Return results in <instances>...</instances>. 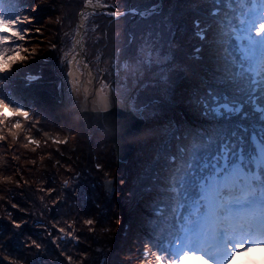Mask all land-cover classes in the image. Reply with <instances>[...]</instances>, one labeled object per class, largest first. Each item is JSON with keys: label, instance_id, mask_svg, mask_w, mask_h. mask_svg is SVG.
Masks as SVG:
<instances>
[{"label": "snow or ice", "instance_id": "obj_1", "mask_svg": "<svg viewBox=\"0 0 264 264\" xmlns=\"http://www.w3.org/2000/svg\"><path fill=\"white\" fill-rule=\"evenodd\" d=\"M79 2L83 8L76 14L81 20L76 31L81 33V37L69 49L71 58L69 55L62 56L58 64L63 77L60 81L62 92L72 103L79 101L81 96L87 103L96 93L94 88L84 87L86 83L94 85L95 80H84L83 68L89 65L85 61L81 66L79 59L84 55L83 38L88 35L89 23L93 24L92 31L95 32L99 30L95 19L100 16L111 19L131 16L141 21L161 17L156 27L147 26L139 41L134 34L130 37L129 45L137 47L133 53L124 54L122 64L118 57L123 53H117V59L111 61L115 75H119L118 69L124 71V81L115 87V81L105 83L101 80L98 90L110 101V108L119 98L122 110L131 112L138 119L154 117L160 100L141 101L140 91L157 84L163 85L164 98L167 99L172 88L170 76L166 73L174 58L176 26L171 11L164 15V0H156L144 9L132 7L123 11L114 0ZM43 3L44 0H0V89L6 84L11 87L7 74L17 66L26 69L29 59L37 55V48L29 49L26 45L33 37L41 38L44 34V29L36 26L39 24L37 13ZM202 4L212 7L204 14L203 22L199 18L192 21L193 36L201 44L193 48L190 59L203 60L201 52L203 44L207 43L211 67L203 68L204 74L199 77L200 87L192 91L187 101L200 123L183 126L171 121L162 130L169 148V141L177 142L175 154L166 157L165 186L158 189L166 193L164 199L169 215L165 228L159 234L153 232L142 249L137 248V259L141 260V264H151L146 262L149 255L154 257L155 264H226L238 253L264 245V215H249L245 211L264 200V0H188V10L196 12ZM62 19L57 17V23L60 24ZM56 47L54 43L51 45L53 49ZM153 67L161 70L157 83H143L144 72ZM76 72L80 73L79 77ZM129 78L132 88L127 86ZM18 79L24 87H31L42 80L43 75L25 72ZM24 122H30L32 128L40 130L38 118L0 96V141L10 137L13 144L8 147L12 148L25 130ZM28 132L24 136L26 143L23 147L27 149L31 145L34 152L41 141L30 134L31 129ZM43 135L45 143L48 140L56 145L68 142L67 136L60 138L49 132ZM159 158L157 155L156 159ZM13 159L18 157L13 156ZM29 163L34 164L35 161ZM95 167L98 171L103 170V165L99 163ZM16 171L19 173V169ZM12 180V176H0V181ZM15 183L19 187L20 180ZM115 183L114 178L105 179L106 188H112L113 193ZM124 183L125 180L121 179L120 185ZM64 184L68 186L69 181H64ZM47 191L51 193L54 189ZM144 191H152L151 186L145 187ZM128 197L131 199V191ZM12 207L18 208L19 205L12 204ZM156 214L163 216L164 208ZM7 219L14 234L27 224L26 220L14 219L12 213ZM36 223L40 224L39 221ZM66 223L67 228L59 227L58 223L52 225L59 236H53L51 230L42 226L57 248L61 247L59 241L81 242L71 230L75 222ZM114 223L119 225L120 220L115 219ZM151 223L155 228V222ZM82 224L89 233L95 234L100 222L95 217L86 216ZM102 231L106 234L111 229L103 227ZM3 235L0 230V238ZM23 246L35 249L37 256L45 250L44 244L31 236L27 237ZM5 248L6 242L0 239V250ZM95 251L102 254L99 264H108L104 249L97 248ZM60 256L67 264H73V255L61 250ZM79 256L80 264L89 259L87 252H81ZM2 261L24 264L23 260L11 255H4Z\"/></svg>", "mask_w": 264, "mask_h": 264}, {"label": "trees", "instance_id": "obj_2", "mask_svg": "<svg viewBox=\"0 0 264 264\" xmlns=\"http://www.w3.org/2000/svg\"><path fill=\"white\" fill-rule=\"evenodd\" d=\"M114 2L122 11L132 7L144 9L155 3L154 0H114ZM164 5V15H168L171 11L172 21L176 26L173 69L168 74L172 88L167 99L164 98L162 85L140 91L141 101L160 100L157 114L145 119L133 152L123 166V172L117 170L119 181L124 179L125 183L123 186H115L114 193L108 197L102 190L101 184L97 185L96 180L112 178L115 175V154L112 144L100 135L87 137L64 110L58 94L60 77L57 67L61 47L63 48V38L61 39L60 36L65 30L73 36L76 14L83 5L79 0H62V2L44 0L43 6L37 13L39 24L36 25L44 29V34L37 40L38 42H32V46L27 47L29 49L37 48L34 45L49 47L44 51H40L42 48H37V55L34 59H29L26 69L17 66L12 73L7 74L10 77L11 87L6 84L0 89V96H3L7 102L27 109L38 118L40 129L37 131L32 128L30 122H24L25 130L21 132L12 148L8 147L13 144L10 137L6 141H0V176L13 177L11 182L0 181V196L3 198L0 200V230L4 233L0 239L6 242V248L0 250V264H7L6 261H2L4 255L18 257L24 261V264H67L65 258L60 256L61 250L73 255V264H80L81 252L89 254V259L84 261V264H99L102 254L97 253L95 248L112 245L114 236L115 245L107 258L108 264H141L137 259V248L142 249L143 243L147 242V238L153 232L159 234L160 230L165 228L169 215L167 201L164 199L166 193L158 189L165 186L166 157L175 154L177 142L169 141L171 145L169 148L165 144L166 137L162 135V130L171 121L183 126H195L200 123L187 101L192 91L200 87L199 77L204 74L203 68H210L211 63L207 43L203 44V52H201L203 60L190 59L193 48L201 44V41L193 36L192 21L199 18L203 22L204 14L212 6L202 4L198 11L193 12L188 10V0H164ZM54 17H63L62 22L60 24L54 22ZM161 19V17H153L151 21H141L138 17L131 16L118 19L97 17L95 23L99 26L100 38L96 40L94 47L99 50V61L110 60L116 55L117 50L119 53L126 51L129 53L130 48L135 46V44L129 45L130 37L134 34L139 41L140 35L146 31L147 26L156 27ZM49 20L52 22L50 23ZM51 27L54 29L52 35ZM209 34L211 35V30ZM53 43L57 46L55 49L51 48ZM121 56L125 57L122 54ZM25 72L42 73L43 79L33 83L31 87H24L18 77H22ZM97 75L99 76L98 73ZM104 76H112V74L109 72ZM17 84L20 86L17 87ZM28 129H31L30 134L35 139L41 141L40 147L34 152L31 150L33 147L31 145L27 149L23 147L26 143L24 136L29 134ZM44 132H49L52 136L59 135L60 138L67 136L68 142L65 145L53 144L51 140L45 143ZM157 155L160 156L159 159H156ZM13 156L18 159H13ZM41 157L44 159L42 160ZM95 163L103 165V170L98 171ZM87 168H90V174L84 171ZM139 170L144 174L138 180L135 178V173ZM77 173L80 176L79 187L69 183L67 190L63 191L61 189L63 181ZM17 180H20L19 187L15 183ZM147 186H151L152 191H144ZM49 188L54 191L49 193L47 191ZM74 188L78 196L72 192ZM129 191L132 192L131 199L128 197ZM119 192L122 193L119 194L120 204L117 203L115 206L114 195H118ZM41 196L50 206L47 217L52 225L58 223L59 227L67 228V221L75 222L74 230L81 241L79 244L72 245L71 242H67L58 250L56 245L48 243L51 238L47 236L44 228L38 230L30 226L33 222L32 217L38 215L36 211L39 213ZM54 201L59 202L54 204ZM12 204H17L19 207L13 208ZM41 208L42 213L47 210V207ZM161 208H164L163 216L156 214ZM9 213H12L16 220L27 221V224L15 234V238L11 237L14 233L7 219ZM86 216L95 217L100 222L95 234L89 233L82 224ZM115 219L120 220L119 225L114 223ZM153 221L155 228L151 223ZM103 227H108L111 231L105 234L102 231ZM52 233L55 236V228L52 229ZM28 236L44 244L45 250H42L39 256L35 255V249L24 248L23 244ZM150 258L154 261V257L150 255ZM135 260L138 262H134ZM146 262H148L147 258Z\"/></svg>", "mask_w": 264, "mask_h": 264}, {"label": "rangeland", "instance_id": "obj_3", "mask_svg": "<svg viewBox=\"0 0 264 264\" xmlns=\"http://www.w3.org/2000/svg\"><path fill=\"white\" fill-rule=\"evenodd\" d=\"M154 2H156V0H154ZM82 8H83V6H82ZM81 8V9H82ZM164 9H165V5H164ZM79 13V12H78ZM79 19V17L77 16V19H76V22H77V20ZM50 21V20H49ZM57 21V18L56 17H54V22H56ZM52 22V20L50 21V23ZM87 27H88V29H89V32H88V35L87 36H85L83 39H84V62L85 61H87V63H88V65H89V67H90V69L93 71V73H95V84H97L98 86H99V88H100V81L101 80H103L105 83H111L112 81H115V84L113 85V86H115V87H118L123 81H124V77H125V73H124V71L122 70V69H118V71H119V75H115L114 74V72H113V66H112V64H111V61H113L114 59H117V53H119L118 52V50L116 51V55L115 56H112L111 57V59L110 60H105L104 62H100L99 61V55H100V53H99V50H96V48L94 47V45L96 44V40L98 39V38H100V36H99V31H95V32H93L92 31V28H93V24L92 23H89L88 25H87ZM54 29H53V27H51L50 28V34H51V32L53 31ZM76 32V25H75V31H74V33ZM53 34V33H52ZM51 34V35H52ZM47 36V35H46ZM48 37V36H47ZM60 38L62 39V45H63V48L61 47V54H60V57H59V59H58V64H59V61H60V59H61V57L62 56H65V55H69V58L71 57L70 56V54H69V49L73 46V36L72 35H70L69 33H68V31L67 30H65V31H63V33H61V36H60ZM34 39V40H33ZM39 39H41V38H32L31 39V41L26 45V47L28 46V47H30V46H32V42H35V41H37V40H39ZM38 42V41H37ZM34 47H37V48H42V50H40V51H44V50H47L48 49V45H46V46H44L43 47V45H34ZM136 47H137V45H135V46H133L132 48H130V52L129 53H127V51L125 52V53H123L122 55L123 56H125L124 54H131V53H133L135 50H136ZM63 49V50H62ZM119 58V62L122 64L123 63V61H124V59H125V57H122L121 55L118 57ZM42 61V60H41ZM173 62H174V60H172V62L168 65V72L166 73L167 75L169 74V72H170V70H172L173 69ZM81 66H82V64H81ZM57 70H58V75H59V77H60V79L62 80V72H61V70H60V68L59 67H57ZM161 70L159 69V68H156V67H153L151 70H146L145 72H144V75H143V83H152V84H155V83H157V76H158V73L160 72ZM83 72H84V74H86V71L85 70H83ZM109 72H111V74H112V76H104V75H106V73H109ZM97 73L99 74V76L97 75ZM157 85H159V84H157ZM127 86L129 87V88H132V81H131V78H129L128 79V81H127ZM163 86V85H162ZM59 91V90H58ZM63 97H64V99L70 104V105H72L73 107H76V108H80V107H82L83 106V100H82V98H80V100L79 101H77V102H75V103H72L69 99H68V97H67V95H66V93L65 92H63ZM117 100H119V98H116ZM110 144H111V142H110ZM97 163H95V165H96ZM114 166H116V164H114ZM96 168V167H95ZM89 169L90 168H87V169H85L84 171L86 172V173H88L89 172ZM97 169V168H96ZM115 177L113 176L112 178H114L115 179V181H116V184L114 185V187L116 186H120V181H119V178H118V174H117V169H116V167H115ZM91 172H89L88 174H90ZM77 175H78V179H76V177H77ZM112 178H106V179H112ZM80 179V176H79V173H77V174H74L71 178H69V179H67V181H69V183H73L75 186L77 185L78 187H79V180ZM64 181H66V180H64ZM64 181H63V183H62V190L63 191H65V189L67 190V188L69 187V184H68V186H65V184H64ZM104 182H105V179H100L99 178V180H96V183H97V185H100L101 184V188H102V190L104 191V192H106L107 193V196L108 197H111L112 195H111V193H113V192H110L109 190H106L105 189V187H104ZM95 183V182H94ZM71 185V187L73 188L74 187V185ZM72 192H74V195H75V193H77V190H75V188L72 190ZM119 194H122L121 192H119L118 193V195H114V203H115V206H117V203H119L120 204V201H118L119 200V197H120V195ZM76 196V195H75ZM74 196V197H75ZM3 198L0 196V200H2ZM40 200H42V202H41V207L43 206V207H47V210H44V212L42 213V208L40 207V209H39V213H37V211H36V214H38V215H34V217H32V225H30V226H34L35 228H39V229H42V228H44V227H42V226H46L49 230H51V232H52V224L50 223V221H49V218L47 217L48 216V213H49V210H50V206H49V204H48V202L46 201V200H43V198H42V196L40 197ZM76 202H74V204H75ZM114 206V205H113ZM1 216V215H0ZM37 221H39L40 222V224H37L36 222ZM38 229V230H39ZM56 230V229H55ZM71 230H74V228L73 229H71ZM75 231V230H74ZM117 231H118V229L116 230V233H117ZM45 233H46V231H45ZM75 233H76V231H75ZM22 234H24V235H26L27 236V234H25V233H22ZM47 234V233H46ZM53 234V233H52ZM60 234L56 231V234H55V236H59ZM11 237H13V238H15L16 237V235L15 234H12L11 235ZM115 240H116V237L114 236V238H113V244L112 245H109V246H107V247H104V248H102V249H104V251H106V254H108L107 255V258L109 257V255H110V253L112 252V250H113V248H114V245H115ZM67 242H71V244L72 245H77V243L75 242V241H72V240H68V241H59V243H60V245H63V244H65V243H67ZM48 243L50 244V245H52L53 243L51 242V239L50 240H48ZM141 244V243H140ZM57 248V247H56ZM97 248V247H96ZM95 248V249H96ZM98 248H100L99 246H98ZM252 248H261V249H264V245H258V246H256V247H252ZM58 250H60V248H57ZM110 250V251H109ZM140 260V259H139ZM141 261V260H140ZM147 261L148 262H151V264H155V261H153L151 258H150V255L147 257ZM134 262H138L137 260H135Z\"/></svg>", "mask_w": 264, "mask_h": 264}, {"label": "water", "instance_id": "obj_4", "mask_svg": "<svg viewBox=\"0 0 264 264\" xmlns=\"http://www.w3.org/2000/svg\"><path fill=\"white\" fill-rule=\"evenodd\" d=\"M77 24H80L79 19L76 26ZM80 37L81 33L79 32ZM87 68L90 69V67ZM88 69L85 68L87 74L89 73ZM93 79H95V76ZM60 81L58 94L67 114L75 120L87 137L100 135L109 140L114 150L116 166L119 167L125 164L133 152L136 139L145 123V119H138L131 112L122 110L121 106L117 104L118 100L112 104L111 108L108 105L73 107L64 99ZM95 86L99 90V86L97 84ZM100 96L103 97V94ZM106 110L108 111L106 112ZM104 187L112 192V188H106L105 182Z\"/></svg>", "mask_w": 264, "mask_h": 264}, {"label": "bare ground", "instance_id": "obj_5", "mask_svg": "<svg viewBox=\"0 0 264 264\" xmlns=\"http://www.w3.org/2000/svg\"><path fill=\"white\" fill-rule=\"evenodd\" d=\"M79 22L81 23V20L80 19H79ZM77 38H79V32L76 31L75 34H73V45H74L75 40ZM77 51H79V49H77ZM79 59H80L81 64L83 66V63H84V55H82ZM86 69H88V68H86ZM83 70H85V68H83ZM88 71H89V73L88 74L87 73L84 74V77H83L85 81L94 78V75H92V71L90 69H88ZM75 75L77 77H79L80 76V73L79 72H76ZM84 87L94 88L96 90V93H94L92 95V97L87 101V103H85L83 96H81V98L83 100V105L84 106L85 105L86 106H100V105H106V106L108 105L109 106L110 101L108 99H105L104 96L103 97L100 96L101 94L98 93V89L95 86V84L94 85H88L86 83L84 85ZM116 102H117V99H116V101L114 100V103H116ZM101 103H103V104H101ZM117 104H119V103L117 102ZM123 166H124V164L121 165V166H119V167H117V166H115V167H116V169L118 171H120L122 173L123 172ZM118 171H117V173H118ZM142 174H144V172H142V170L137 171V173H135V178L138 179V180L141 179V175ZM131 176L134 177V175H131ZM261 253H264V249H261V248H251V249H249L246 252L238 253L235 257H233L231 259L230 262H226V264H238L239 261H243V260H245L246 258H249V257H255L256 259H259Z\"/></svg>", "mask_w": 264, "mask_h": 264}, {"label": "clouds", "instance_id": "obj_6", "mask_svg": "<svg viewBox=\"0 0 264 264\" xmlns=\"http://www.w3.org/2000/svg\"><path fill=\"white\" fill-rule=\"evenodd\" d=\"M238 264H264V253H261L259 259H256L255 257H249L243 261H239Z\"/></svg>", "mask_w": 264, "mask_h": 264}]
</instances>
